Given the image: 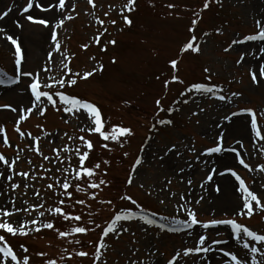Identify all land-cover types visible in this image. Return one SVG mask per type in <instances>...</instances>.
Returning a JSON list of instances; mask_svg holds the SVG:
<instances>
[{"label": "rangeland", "instance_id": "374dc122", "mask_svg": "<svg viewBox=\"0 0 264 264\" xmlns=\"http://www.w3.org/2000/svg\"><path fill=\"white\" fill-rule=\"evenodd\" d=\"M40 2L45 6L50 3H43L42 0ZM27 3L28 0H0V14L8 8H12L9 15L0 20V27H3L9 34H15L21 38L26 56L25 70H39L44 65L48 52L52 49L50 31L31 25L25 16L21 15ZM95 3L97 8L95 9L96 14L93 16L85 14L93 11L87 0H68L67 10L63 16L71 13L77 18L65 22L64 27L59 30V40L62 44V51L73 58L70 65L73 72L78 71L83 74L86 71H93L100 64H103L104 72L102 74L97 72L88 81L81 80L75 89L67 91L95 102L102 109L105 119L109 121L106 130H110L113 126H124L131 127L135 133L130 138H121L127 141L123 148L118 144L111 143L112 152L100 147L103 141L98 136L88 137L95 143V151L91 155L89 166L105 159L111 161V166L106 168L108 175L106 177L101 175L97 178L106 179L111 187L100 192L98 200L112 199L117 210L125 208L135 211L134 205L119 201L118 196L124 193L132 195L148 212L171 216L177 207V201H179L181 194H185L186 199L192 200L193 204L195 199L203 195L205 199L201 205L195 206L200 213L199 219L206 221L212 218L213 214L217 218H221L225 211L231 210L228 197H226L227 194L222 189L220 195L215 192V184H220L219 179L223 177L215 176L214 183L207 185L206 191L200 188V184L206 179L210 169L215 166L217 157L215 155L212 157L201 156L200 153L208 147L214 146L216 137L221 131H225V145L227 147H233L240 151L253 169L264 164V154L257 150L258 145L253 146L252 143L255 137L250 135V117L245 115L232 117V112H240L246 108L255 109L257 113L264 111V82L260 85H254L249 76L250 68L255 69L258 64H264V56L260 54V48L264 47V43L249 42L246 45H236L228 53L224 52V48L228 47L234 38H243L256 32L255 19L264 17V0H222V7L213 0L210 8L201 14L202 19L196 13L203 8L205 0H137V10L131 13L133 20L131 28L123 24V19L119 15V11L127 3V0H95ZM170 3L175 4L176 8L169 10L165 7ZM153 4L155 7L151 6ZM70 5L76 7V12H71ZM109 6L115 11L110 12ZM105 12L110 14L105 17ZM28 14L52 18L50 13H42L35 7ZM55 14L56 18H63L60 13L56 12ZM97 18L104 19L105 26L108 28V32L102 37L99 46L95 44L93 39L100 32H103V28L95 23ZM193 19L200 20L196 26L195 36L197 42L202 46V51L198 55L185 54L180 58V48L193 35L189 32ZM111 20H117V24L112 26ZM3 22L4 25H2ZM18 23L23 25V29L17 28ZM218 29L221 34H217ZM205 32L210 33V35L205 37ZM113 39L117 41L115 47L108 43ZM83 45H89L87 50L83 49ZM105 46L107 51H101V48ZM245 52L247 53L245 60L238 66L237 61ZM92 57H95V60ZM256 57L260 58L256 59ZM177 58L181 60L179 75L184 80V84H172L166 90L163 87V81L169 79L172 74L168 62ZM63 59L58 53H54L56 64L52 65L55 69L53 74L61 75L59 62ZM113 59L117 61L116 64L111 62ZM206 67L210 69L211 81L207 80L208 73L204 72ZM0 68L10 74L12 73V51H10V45L3 39H0ZM157 75L161 76L160 80L156 79ZM193 83L219 85L223 87L224 94L231 95V93L236 92L242 95L240 99L231 104L199 94L181 97L180 93L186 86ZM24 86V84L20 85L21 88ZM22 96L26 95H18L16 92L0 86V105L20 106L28 104V97L26 96L27 99L24 100ZM161 98H163L162 103L166 110L169 107L180 110L173 112L171 116L165 111L160 114V117H156L155 101ZM183 99H188L189 103L186 105L182 102L176 103V101ZM201 108L204 111H200ZM193 112H197L199 115L193 116ZM62 115L63 113H58L49 108L45 118L34 114L21 125L22 131L31 132L33 136L43 137V132L37 128V125H41L53 134L43 138L40 144L44 155L53 157V161L49 163L29 150L27 140L21 141L19 139L18 134L14 131L16 114L7 110L0 111V125L6 126L10 143L13 145L12 149L4 148L2 136H0V152L9 158H13L18 146L22 151L17 171H30L31 166L27 161L31 159L32 166L37 169L33 173L34 175L50 177L49 179L32 181L34 187L28 189L27 196L23 194L25 182L20 177H16L13 181L22 184V188L15 193L11 192L5 180H0V187L4 192L0 196V204L7 203L8 197L11 195L14 198L18 197L17 207L24 206L22 202L25 200L29 204L44 202L46 208L59 206L58 201L63 197L56 195V192L61 190H48L46 186L53 183L55 178H60L62 173L57 169H63L67 165L55 162L53 149L70 143L64 136L66 132L69 136L74 137L84 135L77 127L78 121L73 119L66 124L61 119ZM226 116L231 119L225 120ZM161 118L172 119L174 121L173 126L158 128L157 131L151 130L153 123ZM258 123L264 132V118H260ZM235 124H240V128L237 129ZM238 140L243 143V148L236 143ZM79 143L80 141L77 139L71 142V146L75 147ZM172 144L178 146V155L172 154L161 165L158 159L159 155L163 154L166 146ZM193 146L195 152L189 150ZM125 152L128 153L127 157L124 156ZM72 155V166H78L75 154ZM233 156L234 153L224 154L219 167L222 168L224 165L235 166L238 174L246 181L247 185L264 199V173L248 172L242 166L236 165ZM138 157H143L144 164L134 175V184L127 186L126 181L131 174L132 165ZM40 165H43L44 168L51 167L52 172L41 171ZM180 168H183L184 171L177 175ZM0 170L4 169L0 168ZM104 170L105 166H102L101 173ZM168 179L172 180L171 185L166 183ZM189 179L193 181L190 186L187 184ZM231 180L230 193L236 199L239 193L233 189L234 178ZM75 183L77 182H73L74 186ZM141 184L144 185V188L140 187ZM236 186L238 187V184ZM35 189L40 190L43 200L33 195ZM70 191L73 192V200H65L67 205H74V201L77 199L87 200V196L76 193L74 187ZM91 191L89 190V192ZM148 192H151V195H148ZM172 193L176 195L172 196ZM161 199L168 202L167 207L159 203ZM88 204L91 205V208L74 205V207L65 210L73 215H82L84 221L91 219L102 225H106L113 216V206L102 205L98 201L90 200ZM9 207H11L10 203ZM37 215V213H33V216ZM26 218L30 220L32 217ZM158 218L159 216L156 217V220ZM174 218L184 219L185 217L181 214ZM42 219L44 222H54L56 228L62 231H68L70 227L76 225L74 221H64L62 217L51 215H46ZM164 222L172 226L169 222ZM240 222L247 224L254 230L264 232V215H254L250 220L242 218ZM80 226H84V224L81 223ZM126 226L129 227V232L122 234L118 239L115 236L106 238V249L103 250L102 260H106L107 264H131V261H143L144 264H152V261H156L157 264H166V261L172 257L175 251H182L185 247L193 246L194 237L185 231L169 234L161 231L156 225L149 227L138 221H133ZM88 227L91 228L94 225H88ZM197 231L207 235L213 230H204L197 226L192 232ZM100 235L101 229H97L95 232H89L86 236H69L66 239H60L55 230H44L25 239L24 237L15 239L9 237V242L12 243L18 253H20L19 245H27L32 254L31 264H44V259H56L58 264H93L91 255L85 259L74 256L73 259L68 260L66 257L73 255L78 250H85L94 254ZM212 238L227 239L228 234L221 232L218 237ZM76 239L82 240L83 246L75 244ZM69 241L73 242L70 243ZM216 247H230L235 250L239 248V244L235 240H229L227 246L221 244ZM65 249L68 251L65 252ZM41 251L48 254L44 259L35 255ZM134 252L135 255H133ZM20 254L23 255V253ZM211 255H215L212 264H216L217 260L226 259L218 253ZM186 259L187 264H193V260H197V264H203L195 257ZM178 264H184V261H179Z\"/></svg>", "mask_w": 264, "mask_h": 264}, {"label": "snow or ice", "instance_id": "6c2138e0", "mask_svg": "<svg viewBox=\"0 0 264 264\" xmlns=\"http://www.w3.org/2000/svg\"><path fill=\"white\" fill-rule=\"evenodd\" d=\"M87 3L91 6L92 12L85 13L86 15L91 14L95 16V9L97 4L95 0H87ZM213 3V0H205L203 8L200 12L196 13L197 16L202 19V13L208 10ZM215 3L223 6L222 0H215ZM66 5H68V0H53L50 4L45 6L40 2V0H28L27 5L23 8L21 15L25 16V19L31 24L41 27L45 30L50 31V40L52 49L48 52L47 58L44 65L39 70H25L26 56L25 50L22 45L21 38L15 34H9L3 27H0V39H3L8 45H10V51H12L13 56V68L12 73L0 68V86L4 89L14 91L18 95H27L28 104L14 106L12 104L0 105V111L7 110L11 113L16 114V120L14 122V131L18 134L21 141L27 140L29 142V150L36 153V155L43 158L44 161L51 163L53 157L45 156L41 151V140L52 136L53 134L48 132L41 125H37V128L43 132V137L33 136L31 132L25 133L21 129V125L27 121L32 115H38L41 118H45L49 108L53 109L58 113H63L61 119L64 120L66 124L70 123L71 120L78 121L77 127L81 133L84 135H79L78 137L69 136L68 133H64V136L70 142L68 145L63 147H56L53 149L54 159L57 164H66L67 166L63 169L58 168L57 171L62 173L60 178H55L53 183L47 184L48 190L56 191L60 189L61 191L56 192V195L61 196L58 201L59 206L47 207L44 202L38 204H29L27 200L23 201L22 207H17V199L11 195L8 197V202L0 204V264H31L32 254L30 248L25 245H19L20 253L13 247L9 242V237L15 239L17 237L28 238L29 236L41 233L44 230H55L60 239H66L69 236H86L89 232H95L97 229H101V235L98 244L95 246L94 254H90L85 250L75 251L73 255H69L66 259L71 260L75 257L81 259L89 258L92 256L93 264H107L106 260H102L104 251L106 249V238L110 236H115L119 238L122 234L129 232V227L126 224H130L133 221L142 222L146 226L156 225L161 231H167L172 233H177L181 231L188 232L192 235L193 246L185 247L182 251L177 250L174 252L172 257L166 261V264H178L179 261H184L187 264V259L189 257L198 258L203 264H212L214 256L211 254L218 253L220 256L226 259H220L216 261V264H264V232H260L250 228L247 224L241 223L242 218L248 220L252 219L254 215H264V199L257 192L253 191L246 183V181L238 174L235 166L224 165L222 168L219 167L224 154H232L233 160L236 165L242 166L248 172H260L264 173V164L259 165L255 169L246 162L245 158L241 155V152L236 148L227 147L225 145L226 132L221 131L216 137L214 146L208 147L203 150L200 155L206 157L216 156L217 160L215 166H213L208 172L206 179L200 184V188L207 190V185L214 183V177L220 176L228 179L234 178L233 189L238 192L237 203L230 210L225 211L221 218H217L215 214L212 218L204 221L199 219L200 213L196 210L195 206L201 205V202L205 199L201 195L198 199H195L194 204L192 200H188L185 194H181L179 201H177V207L174 212L170 215H159L156 212H148L145 210L132 195L121 193L118 196L119 201L127 202L130 205H134L136 210L120 208L116 209L114 207V201L112 199H100L98 200L99 193L105 188H110L111 185L109 181L102 176H107V167L111 166L110 160H103L102 162H96L89 166L92 153L95 151V143L90 136H98L103 143L100 147L108 152H112L113 148L110 146L111 143L118 144L121 148L124 147L127 141L121 138H130L135 135L131 127L124 126H113L110 130H106V126L109 123L103 115L102 109L93 101L86 100L83 97L72 94V92L67 91L69 89H75L81 80L88 81L91 77L95 76L97 72L103 73L104 66L100 64L93 71H86L83 74L80 72H73L71 68L72 57L67 56L64 51H62V44L59 40V30L62 29L66 21L75 20L77 16L69 13L63 16V13L67 10ZM155 7V5H151ZM39 9L42 13H50L55 9L57 13H60L63 18H49V17H36L31 14L33 8ZM71 12H76V7L70 5ZM169 10L175 9V4L165 5ZM110 12L115 11L109 6ZM137 10V0H127V3L122 6L119 11V15L123 19V24L131 28L133 25V20L131 18V13ZM12 8H8L0 14V20H3L9 15ZM28 14V15H25ZM110 13L105 12L104 15L107 17ZM199 19H193L189 28V32L193 33L192 37L188 42H186L179 51V57L182 58L185 54H200L202 51V46L197 42V37L195 36L196 26L199 24ZM95 23L103 28V32H100L93 39L97 46L101 44L102 37L107 34L108 28L105 26V20L97 18ZM112 26L117 24V20H111ZM17 28L23 29V25L17 24ZM256 32L253 34H248L243 38H234L231 44L224 48V52H230L236 45H246L249 42L264 43V17L255 19ZM123 31V29H120ZM217 34H221L220 30H217ZM210 33L205 32L204 36H209ZM113 47L116 46L117 41L115 39L108 42ZM84 50H87L89 45L82 46ZM101 51L106 52L107 47H102ZM54 53H58L64 59L59 62V68L61 75L57 76L54 73L55 69L52 65L56 64L54 60ZM243 53L240 59L237 61L239 66L245 60V55ZM261 56H264V47L260 48ZM180 58L172 59L168 62V66L171 69V77L163 81L164 89L168 90L172 84H184V80L181 79L179 72V65L181 63ZM260 57H256L259 59ZM95 60V57H92ZM116 64L117 61L113 59L111 61ZM205 73H208L207 80L211 81L212 76L209 68L204 69ZM249 76L254 85H260L264 82V64H258L255 69H249ZM157 80L161 79L160 75H157ZM26 81V82H25ZM24 84L23 88L20 85ZM189 94H199L201 96H207L209 98H214L223 103H234L236 100L240 99V93L233 92L231 95L224 94L223 87L219 85H208L205 83H193L187 86L181 93V97H188ZM162 99H157L155 101L157 112L156 117H160V114L167 111L168 115L171 116L173 112L179 111V108L169 107L165 109ZM188 104V99H183L182 101H176L179 103ZM129 106L130 105V102ZM200 111H204L203 108ZM193 116H198L199 113L193 112ZM245 115L250 117V135L254 136L255 139L252 141L253 146H259L258 151L264 154V132L261 130V125L258 123L260 118H264V111L257 113L255 109L246 108L242 109L240 112H232V117ZM230 117H225V120H230ZM199 123V121H197ZM174 121L172 119H157L155 123L151 126V130L157 131L158 128H163L165 126H173ZM0 136H2V146L7 149H12L13 145L10 143L9 136L7 134L6 126L0 125ZM79 140V145L72 147L71 142ZM151 139V138H149ZM241 148L244 147L241 141H236ZM178 146L172 144L171 146H166L163 150V154L159 155L158 159L161 165L171 157L172 154L178 155ZM195 152V147L193 146L189 149ZM21 149L17 146L15 149V156L13 158L7 157L3 152H0V180H5L10 187L12 193L17 192L18 189L22 188V184L19 182H13L16 177H20L23 184V194L27 196L28 189L34 187L31 183L37 179L44 180L49 179L47 175L40 176L33 173L37 171L35 166H32V160L29 159L27 163L31 166L30 171H17V165L21 159ZM143 151V149H142ZM78 160V166H72L73 155ZM64 154H67L66 156ZM124 156L127 157L128 153L125 152ZM199 160V157H197ZM208 163V161H205ZM144 164L143 157H138L132 165L131 174L129 175L126 185L132 186L134 184V175L137 174L138 169ZM102 166H105V170L101 173ZM40 170L45 173H51L52 168H44L43 165L39 166ZM6 170V171H5ZM184 169L180 168L177 175L183 173ZM7 172V175H6ZM75 183V186L73 184ZM181 182H184L181 180ZM168 185L172 184V180L168 179L166 181ZM193 183L191 179L187 180V184L190 186ZM255 183V181H254ZM238 184V187L236 186ZM76 193H82L87 196V200L77 199L74 201V205H81L91 208L88 201H98L99 204L113 206V216L109 219L106 225L96 223L94 220L84 221L82 215H73L66 211V208L74 207V205H67L65 200H73V189ZM144 188V185H140ZM89 190H92L89 192ZM215 192L217 195L221 193L220 184H215ZM4 194L2 187H0V196ZM151 195V192L147 193ZM33 195L40 200L44 198L41 196L39 189H35ZM175 196V193L171 194ZM9 203L11 207H9ZM161 205L167 207V201L161 199L159 201ZM33 213H37V216H33ZM183 214L184 219L174 218ZM46 215L62 217L64 221H74L76 225L70 227L68 231H62L56 228L55 223L52 221L44 222L43 217ZM159 215L160 221H167L172 226L166 227L164 223L157 225L156 217ZM26 217H32L30 220ZM81 223L84 226H80ZM88 225H94V227H88ZM202 228L204 230H213L209 234L205 235L199 231L193 233L191 230L197 228ZM221 232H227V239H213L214 236H219ZM134 235V234H133ZM229 240H235L239 244V248L233 250L230 247L217 248L218 245L227 246ZM72 243L73 241H69ZM135 243V241H133ZM75 244L83 246V241L76 239ZM65 252L68 249L64 250ZM138 251V250H137ZM36 256L44 259L47 257L45 252H37ZM135 255V252L133 253ZM153 255H156L153 253ZM62 259H65L62 257ZM44 264H58L56 259H44ZM131 264H144L143 261H131ZM152 264H157L156 261H152ZM193 264H197V260H193Z\"/></svg>", "mask_w": 264, "mask_h": 264}, {"label": "bare ground", "instance_id": "6f19581e", "mask_svg": "<svg viewBox=\"0 0 264 264\" xmlns=\"http://www.w3.org/2000/svg\"><path fill=\"white\" fill-rule=\"evenodd\" d=\"M43 1V3H46V2H52L53 0H42ZM50 3H48V4H50ZM56 11H55V9H53V11L52 12H50V14H51V17L53 18V17H55L56 18ZM2 25H4V22L2 23ZM27 96V95H26ZM26 96H22L23 97V99L25 100V99H27V97ZM240 124H235V127L238 129V128H240ZM227 179L228 178H225V177H223V178H221V179H219V182H220V185H221V189H222V191L225 193V194H227V196L226 197H228V202H229V208H233L235 205H236V199H234V197L231 195V193H230V188H231V186H232V180L231 179H228V181H227ZM191 231H193V230H191ZM188 233V232H187ZM214 258H215V255H214Z\"/></svg>", "mask_w": 264, "mask_h": 264}]
</instances>
